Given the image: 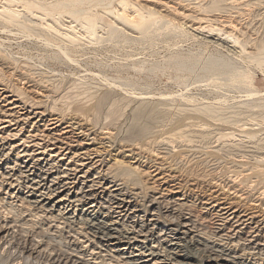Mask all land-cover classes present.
I'll list each match as a JSON object with an SVG mask.
<instances>
[{
	"label": "rangeland",
	"instance_id": "rangeland-1",
	"mask_svg": "<svg viewBox=\"0 0 264 264\" xmlns=\"http://www.w3.org/2000/svg\"><path fill=\"white\" fill-rule=\"evenodd\" d=\"M56 1L59 0H48V3ZM95 1L99 0H85L77 7L88 8V12L94 9L91 15L97 17H94L97 39L84 38L75 46L53 32L33 29L29 23V29L0 23V89L7 91L0 97V127L8 126L1 122L9 113L11 118L6 120L13 119L11 123L15 124L0 132V137H7L0 154L3 153L0 174H5L14 162L19 163L15 160L16 151L10 150L12 147L22 151L23 147L17 146L21 141L47 143L43 135L65 142L61 146L67 148L63 152L67 155L64 162L58 164L59 171L70 168L67 165L73 154L89 149L100 151L103 156L101 174L111 166L113 171L109 176L128 172L129 178L117 174V180H123L118 183L129 193L136 194L131 201L144 213L140 215L148 225L149 220L157 219L151 215L152 197L158 202L177 203L179 207L174 209L193 221L197 232L192 231L201 236L200 242L211 241L215 234L212 230L216 221L211 216L215 213L211 210L215 203L226 202L240 215L245 212L248 217H254V221L264 222V49H261L264 0L161 1H169L174 11H168L161 4L140 1L146 10L149 8L164 20L142 34L115 17L123 10L127 15L132 14L130 6L126 8L120 3L129 5L130 0H101L99 4ZM5 3L30 20L22 2L0 0V6ZM181 12H184L183 17L178 15ZM63 21L71 22V19L65 15ZM49 23L54 25L51 20ZM78 23L64 25L74 26L76 32L84 33L83 24ZM111 28L114 30L110 31ZM34 32L42 33L37 36ZM62 51L70 55H63ZM31 85H38L40 89ZM17 94L22 95L15 97ZM12 99H18V105L25 102L30 118L34 119L25 124L19 122L27 114L24 115L25 111L16 114L17 110L9 103ZM41 112L42 118H35L34 114ZM18 116L22 118L17 122ZM52 118L61 120L59 127L49 126ZM59 145L50 146L48 142L45 155L37 154L40 150L31 152L32 149L29 154L34 153L36 160L40 157L46 160L48 152L57 153ZM7 153L9 159L3 162ZM45 164L44 161L43 166ZM96 171L91 172V176H96ZM17 176L0 187V219L8 218L5 221L8 226L13 224L12 230L21 240H43L39 250L44 249V255L49 254L51 247L50 250L55 248V251L72 250L73 247L66 244L69 240L66 227L49 219L41 220L40 212L14 199L19 196V187L13 183L15 189L12 190L6 184ZM227 187L241 189L238 192L246 199L230 194L233 190L226 193ZM79 188L81 185L71 191L77 192ZM210 198L218 201L211 203ZM257 200H262L263 204ZM221 207L215 208L216 212ZM161 211L162 219L147 243L155 242L158 230L167 225V214ZM130 220L133 219L122 218L117 222L129 229L135 225ZM55 225H59V229L53 228ZM116 228L122 230L119 225ZM227 230L220 234H228ZM245 231L239 236L241 239L233 237L230 244L234 248H243L240 244L248 235ZM261 237H264V229ZM8 239L0 238V264H43V258L40 260L37 255H19ZM79 239L77 246L89 249L84 260L91 264L120 263L98 249L93 252V260L90 251L97 241L85 243V239ZM70 240L77 244L74 238Z\"/></svg>",
	"mask_w": 264,
	"mask_h": 264
},
{
	"label": "bare ground",
	"instance_id": "bare-ground-1",
	"mask_svg": "<svg viewBox=\"0 0 264 264\" xmlns=\"http://www.w3.org/2000/svg\"><path fill=\"white\" fill-rule=\"evenodd\" d=\"M17 1L23 3L24 6L22 4L21 5L30 16V20H28L23 13L21 14L20 11L12 9L10 4L5 3L0 6L1 24L29 29L30 27L27 26V23H29V25H31V28L33 29L35 28L43 31L53 32L61 40H65L71 46L78 45V43L81 42L84 38L90 39L91 41L93 39H97L95 32V30L97 29V26L95 27V21L97 17L96 14L95 16L91 15V12L94 11V9H92L91 12H88V8H86L87 10H85L77 7L78 4L82 5L85 0H59L55 3H48V0L47 2L46 0ZM88 1L93 2L94 0ZM99 1L102 2L101 0ZM99 1H95V3L99 4ZM140 1H144L146 3L161 4V6L166 8L168 11H170V9H173V7L169 5V1L161 2L162 0H130L129 5L127 2L124 3L120 1V3L126 8L130 6L132 10L130 12H132V14L127 15L125 13L126 11L123 10V12L121 13H116L117 15L115 17H117L119 22L126 24L132 29H136V32L137 30L138 32L140 31L141 34L142 32L150 30V28H152L153 26L161 24L164 20H162L163 18L159 19L157 17L158 15H156V12L154 13L152 12V10L150 11L149 8V10H146L144 8L145 5L142 6ZM65 15L69 16L71 22L63 21V17ZM178 15L183 17L184 12H181ZM94 17L96 18L94 19ZM49 20L53 21L54 25L50 24ZM77 22H79V25L80 23L83 24L84 28H82L84 30V33L76 32V30H74V26L64 25V23L72 24ZM112 30H114V28H111L110 31ZM38 33L41 34L42 32ZM39 34L36 35L38 36ZM261 49H264V43L261 46ZM62 54L66 56L70 55V53L66 51H62ZM258 54H255L256 58L259 57ZM31 87L35 88L36 90L40 89L37 88L38 85H31ZM4 89L5 88L0 89V91H2L0 97L7 92L4 91ZM21 95L22 94H17V96L15 97H19ZM18 101V99H12V101L9 102L10 105L13 106V108H11L13 110H17L16 114L19 111H25L24 115H27L21 120H19L21 116L16 117L17 122L19 120V122H23V124H25V122H27L28 120L34 119L30 118L31 113L27 112L25 102L23 103V105H18ZM21 101L20 103H22ZM34 115L35 118H42L43 113H35ZM8 117H10V113L8 114V116H4L5 119H3L1 122V124L7 123L8 126H1L0 132H2V130H4L5 128L8 129L11 125H15L11 123L13 122V119H11L10 121L6 120V118ZM50 121H52V123H50L49 126H53L54 128L59 127L58 123L61 122V120H58L56 118H52V120ZM72 126H69V128H72ZM80 133L82 135H85V131L80 130ZM8 136L15 137L10 134ZM85 136H87V134ZM42 137L43 140L47 139V143L49 142L50 146H56L57 143H60L59 147L56 148L57 153L52 154V152H48L49 159L45 160L41 159L40 157L36 160L34 153L29 154L30 150L32 149L31 152L40 150V152H38L37 154L43 156L47 151V143L45 142L46 144H41L37 142H41L42 140L21 141V144L19 143L17 146L23 147L22 151H19L18 148L13 147L10 149L12 150V152L16 151L15 160L19 163L17 164L16 162H14L13 167H8L7 169L9 170L7 172L4 171L5 174H0V176L2 177L1 179L3 180L2 182H0V187L3 186L4 182L7 183V181H10L12 177L15 176V174H18V176L13 179L12 182H9L8 184L5 183L12 190L15 189L13 187V183H15V187H19L17 191V194H19V196H14V199L17 198L21 203H25V205L27 204L29 209L40 212L41 215L39 214L38 217H41V220L43 219L44 221H47L49 219L50 221H52V223L57 222L66 227V229L68 230L67 234L69 238L66 244L67 246H69V248L71 247V249L73 247V249H56L55 251L53 250L55 248L50 250L52 248L51 247L48 250L49 254L47 255L46 252V254L44 255L45 250H39L40 247L44 244L43 240H35L34 238H24V240H21V237L18 238L19 234L17 235L12 230L13 224L11 226H8V222H6V219L8 218L4 217V219H0L2 220L0 222V238L2 240H7V238H9L7 242L12 243L13 248L17 249V253H19V255L23 253L28 254V257L37 255L38 259L41 260L43 258V264H91L90 262L84 260L85 254L88 253L89 249L85 247L86 249L82 250V245L77 246L79 244V238H83L86 240L85 243H93L92 240L97 241L95 244V248L91 249L90 251V256H93V260L95 256L93 252L94 250L98 249L100 250V253H106V255L110 257V259H114L115 261L120 262L116 264H191V261H194L197 264H264V237H261L262 230L264 229L263 220L254 221V217H248V215L244 214L245 212L243 213V215H240L238 211L232 210L231 204L222 202L216 205L215 202H217L218 199L215 200L214 198H210L209 201L212 200L211 203H215L211 207V210L213 209V211H215V213H213L214 216L211 215L216 221L213 222L215 228L213 227L214 229L212 230V232L215 234L211 241L210 239H208L200 242L201 236L198 234L195 235L192 231V229H195V232H197V228L195 227L193 221L190 218H185V214L179 212L178 209H174L175 206L179 207L177 203L172 204L173 202H169L168 200L158 202L155 198L152 197L149 202L151 204L150 207L153 208V213L151 215L152 218L155 217L157 219L149 220L150 224L148 225L145 223V220H143L144 216L140 215L143 212L137 209L138 206L133 205L134 201H131V198L136 197V194L129 193L128 190L124 189L125 187H122V183H118L123 182V180L119 178V180H117V177L120 175L127 176L129 178L130 174H128V172H117V176L114 170L115 176H109V174H111V172L113 171H111V166L106 169V176L105 174H101L103 171L102 167L104 166V160L102 158L103 156L101 157L100 151L89 149H82L84 151L79 155H77V153L73 154V157H69V164L67 165L70 168H64L62 171H59V169H57V166L59 163L64 162L63 158L67 155L66 153L63 154V152L67 150V148L63 149V147L61 146L64 145L65 142L63 143V140L58 141L55 138L43 135ZM86 138L87 137H85V139ZM6 140L7 137H0V154L2 150H4L3 142ZM30 144L31 146L28 147V145ZM2 155H0V157ZM7 155L9 154L7 153L4 156L5 160H3V162L9 159ZM58 158L59 160L57 161ZM26 159H29L28 162L26 161ZM32 160L33 162H30ZM44 161L46 162V164L43 166ZM53 169H55V171ZM93 171H96L94 173L96 176H91V172ZM10 172H13V174L10 175ZM127 181H131V179ZM77 185H81V188H79L77 192H72L71 189L77 187ZM133 185L135 186V183H132V186ZM225 188L226 186L221 188V190H224ZM177 189L180 190L181 188L178 187ZM230 191H232V193L230 194H233L235 197L239 199H246V197L243 198L244 194H240L237 190H235V188L227 187L226 193ZM181 192L182 189L180 193ZM102 194L106 196L105 199L100 196ZM262 200H257V202L259 201L263 204ZM105 204L107 205V207H104ZM220 205L223 206L221 207ZM218 207L221 208L216 212L215 208ZM161 210H164L165 214H167L165 216L168 221L167 225L166 227L163 226L158 230V239H156L155 242L147 243V239L149 240V238L153 236V233H155L154 230L157 229L155 225L159 224L158 221L162 217ZM122 218L133 219L130 221L131 223H135L134 227L128 229L124 224L120 225L117 220H121ZM50 221L48 222L50 223ZM117 225H119L122 230H118L116 228ZM55 226L53 228L59 229V225H57L56 227ZM149 226H151L152 228H150ZM80 229L84 232H79ZM226 229H228V234H220L223 233ZM243 230H247L248 235L246 236V239L243 240L244 243L240 244L243 248L239 250L234 248V246L230 243L233 241V237H235L236 239H241V237L239 236H243L246 233V231L243 232ZM70 234H74L76 235V237H73V235ZM72 238H74L77 244H74V242L70 240ZM138 238H142L143 241H140ZM151 243L155 244L149 245ZM197 246H201L202 249H198ZM63 248H65V246ZM254 250L257 251L254 252ZM119 259H121V261ZM109 262L111 261H108V263L105 262L104 264H109Z\"/></svg>",
	"mask_w": 264,
	"mask_h": 264
}]
</instances>
